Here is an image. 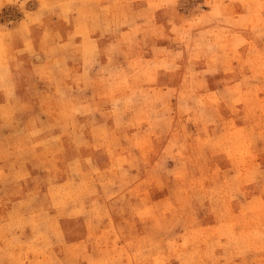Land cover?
I'll use <instances>...</instances> for the list:
<instances>
[{"label": "rangeland", "instance_id": "obj_1", "mask_svg": "<svg viewBox=\"0 0 264 264\" xmlns=\"http://www.w3.org/2000/svg\"><path fill=\"white\" fill-rule=\"evenodd\" d=\"M0 264H264V0H0Z\"/></svg>", "mask_w": 264, "mask_h": 264}]
</instances>
